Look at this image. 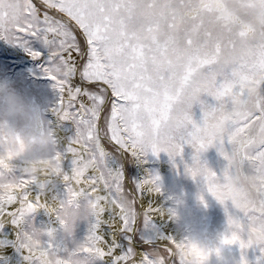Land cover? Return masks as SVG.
Returning <instances> with one entry per match:
<instances>
[{
	"label": "snow or ice",
	"instance_id": "1",
	"mask_svg": "<svg viewBox=\"0 0 264 264\" xmlns=\"http://www.w3.org/2000/svg\"><path fill=\"white\" fill-rule=\"evenodd\" d=\"M5 2L0 0V8ZM11 2L20 17L9 22L0 11V40L33 59L43 53L31 47L32 38L47 49L42 71L58 97L50 111L76 129L58 153L71 158L65 199L69 205L72 197L82 199L89 225L85 239L71 248L51 239L39 246L65 264H184L174 251L176 237L155 222L153 214L164 215L162 207L149 201L138 210L140 201L127 193L124 167L104 147L105 138L139 163L161 152L174 160L190 145L193 164L185 166L186 173L243 214L225 207L228 230L221 242L238 245L242 258L253 245H264V0H40L46 9L42 19L33 0ZM53 11L63 18L50 15ZM201 94L217 104L205 105ZM197 102L200 121L191 113ZM212 147L227 161L219 176L200 159ZM130 182L141 196L146 185L148 192L161 191L155 174ZM21 183L7 198L0 185V253L11 247L25 264H39L26 243L34 227L22 208L41 203L48 193L26 178ZM167 211L171 220L172 209ZM141 216L140 240L152 250L137 260L133 241ZM57 220L63 222L59 212ZM160 241L168 244L157 246Z\"/></svg>",
	"mask_w": 264,
	"mask_h": 264
},
{
	"label": "rangeland",
	"instance_id": "2",
	"mask_svg": "<svg viewBox=\"0 0 264 264\" xmlns=\"http://www.w3.org/2000/svg\"><path fill=\"white\" fill-rule=\"evenodd\" d=\"M33 3L38 8V15L43 17L46 9L40 0H33ZM50 15L56 18H63L56 12H50ZM66 19V18H64ZM78 40L83 45L84 40L80 33L76 32ZM31 47L43 53L41 58L33 59L22 48L13 46L0 40V88H11L20 94L28 97L34 103L38 104L44 112L45 118L55 127L61 126L68 131L69 140L75 136V125L71 121L58 122L50 109L57 101V91L53 87V81L44 76L42 68L47 66V49L42 42L36 38L30 41ZM74 84L79 85L81 82L78 77L74 78ZM87 86V85H85ZM67 94L65 93V102ZM200 101L205 105L215 106L217 102L206 94H201ZM202 106L200 102L194 103L191 109L192 117L196 121H200L202 117ZM107 150L113 153L122 163L126 175L125 189L129 195L136 196L140 201L138 210H143L141 207V195L134 191V185L130 181L139 182L142 180L139 171V162L133 160L128 152H121L117 146L110 143L107 138L103 140ZM231 145L225 144V149L231 151ZM194 149L188 145H183L182 155L170 159L167 153L161 152L158 156L149 154L142 163L149 174H155L160 177V186L163 199L170 201L169 208L176 207L182 223L192 227L195 230L204 232L208 243H215L221 236L227 234V214L225 208L221 206L217 200L211 196L206 188L204 181L201 178L193 179L185 171V166L193 164ZM67 158V157H66ZM65 158V159H66ZM201 162L206 163L207 167L214 171L218 176L222 174V170L226 167L227 161L219 154L215 147L209 148L201 154ZM161 166L165 170H162ZM18 174V173H17ZM63 187L64 184H63ZM64 193V190L62 191ZM203 195L204 203H201L197 197ZM206 205V206H205ZM143 206V205H142ZM228 211L233 215L243 216L238 210L234 209L230 202H227ZM143 217L140 218V224L133 241L134 247L139 253L141 251H151V247L146 246L141 240L139 229L142 228ZM34 228H45L44 220L36 214L30 221ZM59 227L57 228V230ZM74 236L72 242L60 240L61 246L67 245L73 247V242H82L88 233V226L83 222V219L76 221L74 225ZM247 238L246 234L242 237ZM124 241L123 238H121ZM128 244V243H127ZM126 244V246H127ZM168 244L167 241L158 242L157 246ZM169 247L171 245H168ZM261 248L264 245H253L244 251V256L249 264H264V254L261 253ZM162 250V248H161ZM226 252L239 264L241 258V250L238 245L226 247ZM165 256L166 252L163 253ZM136 259L138 260V254Z\"/></svg>",
	"mask_w": 264,
	"mask_h": 264
},
{
	"label": "clouds",
	"instance_id": "3",
	"mask_svg": "<svg viewBox=\"0 0 264 264\" xmlns=\"http://www.w3.org/2000/svg\"><path fill=\"white\" fill-rule=\"evenodd\" d=\"M0 11L6 14L5 20L9 22H15L20 17V10L11 0H6ZM58 132V128L45 118L38 104L14 89L0 88V185L4 186L3 194L6 198L9 197L16 186L22 187L21 182L25 178L35 185H44L48 195L42 197L43 202L39 204L25 203L22 208L24 218L31 221L43 210L56 219L59 212L63 221L59 222L58 230L34 228L33 236L26 241L28 247L34 250L39 264H65L56 255L39 246L38 242L50 239L72 242L74 225L86 214L82 199L72 197L69 205L65 192L53 193V187L57 183L65 184L66 174L72 175L65 172L63 159L58 156L63 151ZM79 175L77 170L74 178L79 179ZM70 191L71 189L69 195ZM202 196L197 197L201 203ZM217 202L224 208L227 206ZM162 209L168 216L167 209ZM171 209V220L176 225L178 241L174 251L183 257L184 264H237L226 252V247L231 245L221 242L223 236L210 245L204 232L183 224L176 207ZM239 264L249 262L243 256Z\"/></svg>",
	"mask_w": 264,
	"mask_h": 264
},
{
	"label": "bare ground",
	"instance_id": "4",
	"mask_svg": "<svg viewBox=\"0 0 264 264\" xmlns=\"http://www.w3.org/2000/svg\"><path fill=\"white\" fill-rule=\"evenodd\" d=\"M56 127L59 130L58 134L61 137L62 147L64 148L65 145L67 144V142L69 141L68 131L64 127H61V126H56ZM104 147L106 148V146H104ZM106 150H107V148H106ZM71 166L72 165H71V158L70 157H67L66 159L63 160V168H64L65 172L70 173ZM161 168H162V170H165L163 166H161ZM139 171H140V174H141L140 177L142 178V180L147 178V176L149 175L148 169L142 163H139ZM148 187H149L148 185L145 186L144 193L141 196V201H142L143 207H147L148 202L151 201L153 203L154 207H163L165 209H169L168 205L170 204V201L169 200L165 201L160 193L157 194L155 192H148ZM63 190H64V187H63V184H61V183H57L53 187V193H62ZM34 191H35V187H34ZM42 202H43V200H42ZM13 207H15V206H13ZM37 214L43 218L45 228L57 229L59 227V221L54 216L48 215L43 210H41ZM153 216H154V219L156 220L155 222L157 224H163L164 225L166 232L171 233L175 237H177L176 225L172 220L168 219V217L165 214L160 215L158 213H154ZM106 218H107V213H105V219ZM83 222H85V224L87 226H89L87 220L83 219ZM119 227H120V225H119V223H117L116 228L119 229ZM103 232L104 233L109 232V228L107 227V225H105L103 227ZM7 234L11 235L10 232ZM106 238L110 239V237H107V236H106ZM117 239L120 241L121 244H123L125 246L128 243V241H126V240L122 241V239L119 235H117ZM142 252L143 251L139 250V253H137L138 254V260L140 259V253H142ZM0 254H2L4 257L7 258L6 264H25V261L23 260L22 253L17 252L14 248H11V247L6 248ZM0 264H5V261H0Z\"/></svg>",
	"mask_w": 264,
	"mask_h": 264
}]
</instances>
